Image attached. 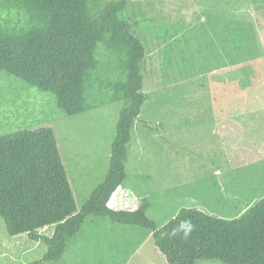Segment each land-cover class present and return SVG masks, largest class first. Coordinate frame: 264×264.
Segmentation results:
<instances>
[{
	"label": "rangeland",
	"instance_id": "obj_1",
	"mask_svg": "<svg viewBox=\"0 0 264 264\" xmlns=\"http://www.w3.org/2000/svg\"><path fill=\"white\" fill-rule=\"evenodd\" d=\"M128 11L139 20L134 29L147 50L143 93L150 98L133 133L122 206H112L136 211L149 201L157 224L184 208L239 219L264 198V0H129ZM0 21L17 29L29 26L23 11L1 0ZM234 34L249 42L244 56L227 69L223 62L233 53ZM97 55L102 78H118L117 59L104 44ZM124 105L69 116L55 95L0 73V137L52 128L79 210L108 172ZM211 110L232 113L233 127L228 130L225 118L222 127L218 119H202V129H197V120L177 118L179 112ZM140 183L147 190L132 192ZM54 232L55 226L39 231L46 236ZM144 233L89 218L80 236L68 240L64 261L58 264H169L152 237L138 249ZM47 251L43 241L27 234L10 236L0 217V264H56L43 260Z\"/></svg>",
	"mask_w": 264,
	"mask_h": 264
},
{
	"label": "trees",
	"instance_id": "obj_2",
	"mask_svg": "<svg viewBox=\"0 0 264 264\" xmlns=\"http://www.w3.org/2000/svg\"><path fill=\"white\" fill-rule=\"evenodd\" d=\"M1 2L23 11L29 26L17 29L10 21H0V73L55 95L58 106L69 116L125 103L108 172L81 210L52 128L0 137V217L10 236L27 234L33 241H43L48 247L43 260L58 264L64 261L68 240L80 236L89 218L108 219L116 225L140 228L145 232L141 240L152 235L169 264L205 260L264 264V198L236 220L184 208L163 227L142 208L123 211L109 206L128 178L126 164L133 133L142 123L140 115L150 98L143 93L142 63L147 50L134 29L139 20L130 15L129 0ZM234 36L235 61L244 56L249 41ZM99 44L117 59L118 78H102ZM187 220L194 227L185 237L183 222ZM51 226H55L52 236L39 233Z\"/></svg>",
	"mask_w": 264,
	"mask_h": 264
},
{
	"label": "crops",
	"instance_id": "obj_3",
	"mask_svg": "<svg viewBox=\"0 0 264 264\" xmlns=\"http://www.w3.org/2000/svg\"><path fill=\"white\" fill-rule=\"evenodd\" d=\"M199 25V24H198ZM198 27H200V25L198 26ZM232 33H233V28H232ZM232 42H233V38H232ZM233 50V49H232ZM216 51V50H215ZM214 53H217V51L216 52H214ZM234 52L232 53V55L230 56V58L227 56V61L226 62H223V63H227L228 64V66H227V69L229 68V67H231V65H234L233 63H234ZM217 60H218V57H217ZM229 62H231L230 63V66H229ZM208 102H210V101H208ZM179 114V115H178ZM177 114V118H185V119H191V120H197L198 122L196 123L197 125H200V126H198V127H193V128H201L202 129V126H201V120L202 119H218L219 121H218V123L220 122V121H222L224 118L225 119H227V121H225L226 122V124H227V127H228V130L231 128V127H233V125H234V122H233V116H231V115H233L232 113H229L228 111H219V110H211V111H188V112H179ZM153 118H155V117H153ZM224 123H221L220 122V127H222V126H224L223 125ZM213 134V133H212ZM216 136H217V133H216ZM195 137H199V136H195ZM211 137L212 138H214V136L213 135H211ZM218 172H221V170H219ZM221 174V176H222V172L220 173ZM229 174H230V172L228 171V173H227V175H228V177H229ZM143 176H140V178L139 179H141ZM223 179V178H222ZM141 185H142V183H140V184H136V185H134V188H133V191L132 192H144L145 190H147V189H142V187H141ZM227 186L229 185V187H231V184H229V182H228V184H226ZM161 191V190H160ZM146 193V192H145ZM121 194H124V184L122 185V186H120L118 189H117V191L115 192V194H114V196L112 197V199L110 200V203H109V206L112 208V209H115V210H118L117 208H114L113 206H112V203H114L116 206H122L121 205V203H119V201H120V197H121ZM155 195H152L149 199H152V200H154L155 199ZM174 198V197H173ZM179 198V197H178ZM178 198H174L175 200H177ZM114 199V200H113ZM177 201H179V200H177ZM172 202V201H171ZM171 204V203H170ZM148 206H149V201L146 203V205L144 206V208H142L144 211H145V213L151 218V219H153L152 218V213L148 210ZM180 212V211H179ZM178 212V213H179ZM177 213V214H178ZM176 216V215H175ZM170 221V220H169ZM169 221H166L165 223H163V224H158V226L159 227H163L166 223H168ZM149 237H152V235H148V236H146V238L145 239H148ZM145 239H142V241H140V245H138L139 247H138V249L144 244V240Z\"/></svg>",
	"mask_w": 264,
	"mask_h": 264
},
{
	"label": "clouds",
	"instance_id": "obj_4",
	"mask_svg": "<svg viewBox=\"0 0 264 264\" xmlns=\"http://www.w3.org/2000/svg\"><path fill=\"white\" fill-rule=\"evenodd\" d=\"M183 224L186 225V227L183 229V231H184V236L186 237L187 235L190 234V232L192 231V228H193L194 226L192 225V223H191L190 220L184 221ZM172 235H176V232L173 231V232H172Z\"/></svg>",
	"mask_w": 264,
	"mask_h": 264
}]
</instances>
